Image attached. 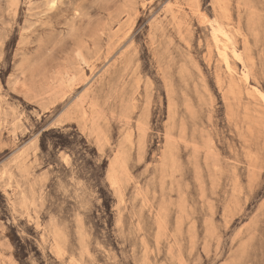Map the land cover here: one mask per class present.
Returning <instances> with one entry per match:
<instances>
[{
  "label": "rangeland",
  "instance_id": "1",
  "mask_svg": "<svg viewBox=\"0 0 264 264\" xmlns=\"http://www.w3.org/2000/svg\"><path fill=\"white\" fill-rule=\"evenodd\" d=\"M0 264H264V0H0Z\"/></svg>",
  "mask_w": 264,
  "mask_h": 264
}]
</instances>
